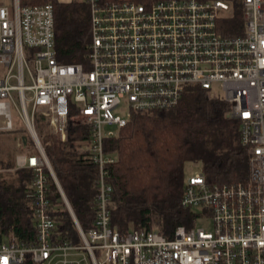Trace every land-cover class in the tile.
I'll return each mask as SVG.
<instances>
[{
  "label": "built area",
  "instance_id": "obj_1",
  "mask_svg": "<svg viewBox=\"0 0 264 264\" xmlns=\"http://www.w3.org/2000/svg\"><path fill=\"white\" fill-rule=\"evenodd\" d=\"M86 0L91 43L87 61L57 62L51 4L20 7L0 3V117L12 129L14 107L35 154L16 156L17 169L33 174L30 191L35 236L31 243L0 236V264H264V0L240 4V35L221 32L233 5L219 0H158L148 6L130 0L101 4ZM197 86L229 107L238 124L239 143L248 156L243 183L206 185L200 172L183 180L182 208L210 221L211 231L177 227L171 239L155 230L111 227L112 186L103 126L121 128L114 116L126 102L132 111L176 107L185 88ZM48 119L64 138L68 120L88 126L82 149L97 170L95 216L84 232L58 185L34 130V115ZM49 179L73 221L77 242L61 240L55 208L48 199Z\"/></svg>",
  "mask_w": 264,
  "mask_h": 264
},
{
  "label": "trees",
  "instance_id": "obj_2",
  "mask_svg": "<svg viewBox=\"0 0 264 264\" xmlns=\"http://www.w3.org/2000/svg\"><path fill=\"white\" fill-rule=\"evenodd\" d=\"M130 1L148 6L158 0ZM223 1L233 5L234 13L219 24L221 32L240 35V4ZM18 4L20 7L51 4L55 59L62 65L81 64L88 68L86 57L91 36L86 0L82 3L19 0ZM228 112L229 107L222 100L209 98L205 90L189 86L176 107L148 113L132 111L126 125L115 136L103 140L104 152L116 157V162L107 168L108 183L112 186L108 209L111 227L119 235L155 230L167 240L177 227L186 230L193 227L197 213L180 205L186 163L200 166L206 185L245 182L248 156L239 143L238 124L227 116ZM34 128L72 213L82 231H88L94 221L97 193L96 167L82 149L88 140V126L68 120L61 139L49 129L47 118L35 114ZM17 145L23 154L36 153L27 132ZM13 167L16 168L15 159L6 166L10 170ZM32 178L28 169H17L11 178L0 175V236L15 238L18 243H31L35 236L33 208L28 198ZM60 198L56 185L49 179L48 199L55 208L58 235L61 240L77 242L72 218Z\"/></svg>",
  "mask_w": 264,
  "mask_h": 264
},
{
  "label": "rangeland",
  "instance_id": "obj_3",
  "mask_svg": "<svg viewBox=\"0 0 264 264\" xmlns=\"http://www.w3.org/2000/svg\"><path fill=\"white\" fill-rule=\"evenodd\" d=\"M74 2L82 3L85 0H72ZM223 3H226L223 0H220ZM228 18V17H227ZM227 18L223 19L222 21L226 20ZM221 21V22H222ZM12 111V129L9 131L4 129L5 128V121L2 117H0V175L2 176H11L14 174V172L17 170V168L13 167L10 169H7V164H12V160L14 162V158L18 156L20 153V147L17 145L18 139L21 136H25L26 132L23 130L25 126L22 123V119L19 117L18 112L14 107L11 108ZM115 117H119L120 119H128V106L126 102H122V104L113 112ZM118 127L115 125L110 126H103L102 130L104 134H117L118 133ZM37 133V131H36ZM28 134V132H27ZM29 135V134H28ZM29 150V149H27ZM200 173V166L198 164H190L186 163L183 168V176L184 179H187L188 177H193L194 175H197ZM194 228H202L204 231L209 233L211 231V224L210 221L206 220H200L195 221Z\"/></svg>",
  "mask_w": 264,
  "mask_h": 264
},
{
  "label": "crops",
  "instance_id": "obj_4",
  "mask_svg": "<svg viewBox=\"0 0 264 264\" xmlns=\"http://www.w3.org/2000/svg\"><path fill=\"white\" fill-rule=\"evenodd\" d=\"M60 3H68L71 2L72 0H58ZM13 0H0L1 4L8 5L11 4Z\"/></svg>",
  "mask_w": 264,
  "mask_h": 264
},
{
  "label": "water",
  "instance_id": "obj_5",
  "mask_svg": "<svg viewBox=\"0 0 264 264\" xmlns=\"http://www.w3.org/2000/svg\"><path fill=\"white\" fill-rule=\"evenodd\" d=\"M25 143V139L23 140V144Z\"/></svg>",
  "mask_w": 264,
  "mask_h": 264
}]
</instances>
